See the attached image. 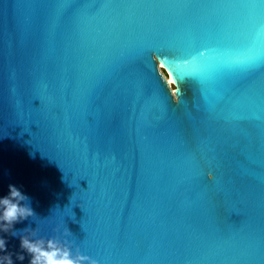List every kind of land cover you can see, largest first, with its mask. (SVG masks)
Masks as SVG:
<instances>
[{
	"label": "water",
	"instance_id": "water-1",
	"mask_svg": "<svg viewBox=\"0 0 264 264\" xmlns=\"http://www.w3.org/2000/svg\"><path fill=\"white\" fill-rule=\"evenodd\" d=\"M10 184L98 264H264V0H0Z\"/></svg>",
	"mask_w": 264,
	"mask_h": 264
},
{
	"label": "clouds",
	"instance_id": "clouds-1",
	"mask_svg": "<svg viewBox=\"0 0 264 264\" xmlns=\"http://www.w3.org/2000/svg\"><path fill=\"white\" fill-rule=\"evenodd\" d=\"M8 188V194L0 198V253H3L0 255V264H14L13 256L23 264L26 255L29 257L28 264H98L96 259L83 254L79 246H74L73 242L67 239L72 235L67 227L64 228L62 236L49 238L40 237L38 229L14 230V224L35 217L36 214L30 205V198L23 194L20 188L11 184ZM53 231L59 233L60 226ZM9 236H19L18 252L8 250Z\"/></svg>",
	"mask_w": 264,
	"mask_h": 264
},
{
	"label": "snow or ice",
	"instance_id": "snow-or-ice-1",
	"mask_svg": "<svg viewBox=\"0 0 264 264\" xmlns=\"http://www.w3.org/2000/svg\"><path fill=\"white\" fill-rule=\"evenodd\" d=\"M203 56H204V52H197V53H194V54H192V55L190 56L189 59L184 60V64L187 65V64H189L190 62H191V63H196V62H198L199 58H201V57H203ZM169 75L171 76L172 73H169ZM186 79H190V78H186ZM177 82H178V80H177L176 78L172 81V83H174V84L177 83ZM176 91H179V89H176Z\"/></svg>",
	"mask_w": 264,
	"mask_h": 264
},
{
	"label": "bare ground",
	"instance_id": "bare-ground-1",
	"mask_svg": "<svg viewBox=\"0 0 264 264\" xmlns=\"http://www.w3.org/2000/svg\"><path fill=\"white\" fill-rule=\"evenodd\" d=\"M167 78H168V80H169V83H170L171 86H172V85H173V83H172L173 79H172L171 77H169V76H167Z\"/></svg>",
	"mask_w": 264,
	"mask_h": 264
}]
</instances>
